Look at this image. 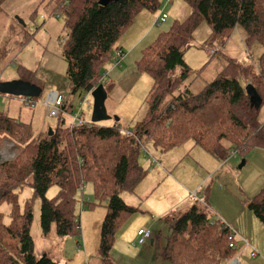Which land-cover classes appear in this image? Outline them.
Here are the masks:
<instances>
[{
  "label": "trees",
  "instance_id": "obj_1",
  "mask_svg": "<svg viewBox=\"0 0 264 264\" xmlns=\"http://www.w3.org/2000/svg\"><path fill=\"white\" fill-rule=\"evenodd\" d=\"M4 1L0 0V11ZM99 1L60 3L68 29L61 52L72 90L56 118L53 135L49 130L37 133L29 120L0 113V149L7 142H13L16 149L13 159L0 160V206H11L7 214L0 211V264H58L48 255L34 254L32 203L27 202L23 209L19 203V191L25 186H31L34 197L41 201L43 234L54 231L58 236H68L82 232L84 205L78 193L91 183L95 200L86 203L97 206L107 201L98 256L102 264H118L112 257L116 234L138 210L127 204L121 193L132 192L145 177L139 158L147 142L168 151L193 140L219 161H226L232 152L246 158L253 150L264 149V122L260 119L264 105V0H185L192 14L162 32L143 50L137 64L153 79L145 119L126 129L130 134L119 121L71 129L69 115L76 110L73 97L101 84L103 72L119 51L116 45L122 35L142 11L154 12L161 3L110 0L101 5ZM202 22L211 30L208 44L224 46L241 27L248 33V48L259 43L262 52L257 62L227 58L216 79L195 94L188 85L180 87L191 71L185 52L192 47L194 32ZM18 73L22 80L43 89L22 64ZM248 84L263 99L259 109L251 104ZM38 99L33 101L37 104ZM54 185L59 188L58 195L48 198L47 192ZM248 207L264 224V187ZM180 212L165 218L169 225L165 259L172 264H221L234 257L229 231L214 217L208 197L195 200L188 210Z\"/></svg>",
  "mask_w": 264,
  "mask_h": 264
},
{
  "label": "rangeland",
  "instance_id": "obj_2",
  "mask_svg": "<svg viewBox=\"0 0 264 264\" xmlns=\"http://www.w3.org/2000/svg\"><path fill=\"white\" fill-rule=\"evenodd\" d=\"M61 1L5 0L0 11V82L22 80L18 73L19 64H22L43 86V93L34 107L25 106L18 97L0 93V113L23 121L29 120L37 133L54 128L57 122L56 118L48 114V108L42 103L46 95L50 91H56L69 96L72 90L66 75L68 65L61 52L68 33L65 14L60 10ZM161 13H166L169 19L162 25H155ZM191 14L192 7L185 0H161L156 11H142L138 15V23H134L125 31L118 42V45L122 43L123 51L126 53L123 61L121 60V66L115 65L111 60L102 74L103 76L108 71L103 84L108 91L106 106L112 116L111 120L102 122V125H113L115 117H118L121 127L126 130L145 119L153 79L137 65L141 61L143 50L156 42L162 32L170 30L175 23L185 21ZM210 34L211 30L206 22H202L194 32L192 47L185 52V60L191 71L181 89L188 85L192 93L196 94L223 71L227 58L249 63L257 62L262 52L259 43H255L251 49L248 48L246 41L248 33L241 27L233 31L224 46L208 44ZM178 74L180 70L176 71V75ZM80 93L73 95L76 109L79 108L81 98L87 91L82 90ZM84 115L90 119L92 111L85 109ZM260 119L264 122V105L260 110ZM5 148L13 149L5 145L0 151L4 152ZM257 154L264 159V153L253 151L246 158L237 155L236 159L231 157L226 161H220L222 164L226 162V165L200 190V195L205 199L211 193L208 197L210 204L214 199L215 204L219 205V208L212 207L216 219H223L221 215L225 214L226 206L222 205V201L225 202L227 197L240 199V202H247L248 205L264 187V164L258 159ZM213 157L193 140L168 151L157 149L152 142L146 143L139 158L145 177L132 192L121 193L124 201L138 210L126 220L116 234L112 257L118 264H172L169 260H164L162 255L169 234V225L164 217L166 209L178 207L177 210L181 209V212L186 210V204L188 205L190 200L186 203L181 202L180 199L185 195L184 190L192 191L189 186L199 179L205 182L211 172L208 162ZM244 159L246 162L248 159V162L241 167ZM255 171L263 173L259 183L247 184L246 187L245 184L241 185V179L244 180ZM212 182L217 186V190L212 186ZM219 188L224 191H219ZM58 192L59 188L54 185L48 190L47 197L54 198ZM78 196L84 205L81 210V234L58 236L53 231L46 236L41 228L40 199L34 197L31 186H25L19 191L22 209L27 202L32 203L34 216L31 235L36 256L48 255L58 264H102L98 249L107 201L97 206H89L86 203L95 200L94 187L91 183H87ZM227 208L233 211L232 208ZM247 208L250 210L248 206ZM10 210L11 206L8 204L0 206V211L6 214ZM177 214L179 212L172 215ZM261 228L263 230H260L256 242L253 243L252 239L251 241L246 238L258 252L257 257L251 256L252 249L246 247L243 238L237 240L238 248L234 257L222 261L221 264H230L236 257L241 264H264V226ZM140 229L153 232V239L146 245L139 244ZM156 240L160 246L154 243Z\"/></svg>",
  "mask_w": 264,
  "mask_h": 264
},
{
  "label": "crops",
  "instance_id": "obj_3",
  "mask_svg": "<svg viewBox=\"0 0 264 264\" xmlns=\"http://www.w3.org/2000/svg\"><path fill=\"white\" fill-rule=\"evenodd\" d=\"M138 19H139V17L137 16L136 19H135V21H134L135 24L138 23ZM134 23H133V25H134ZM141 24H142V22H141ZM141 24H139V25H141ZM118 44L119 43H117V45H116L117 47H119L118 50H120V51H122L124 53V57L122 58V61H123V59L126 56V53L123 51V48L124 47H123L122 43L120 45H118ZM119 66H121V63H120ZM66 98H68V96H66ZM85 118L87 119V117H85ZM87 120H91V118L90 119H87ZM253 151H257V152L264 153V149H260V148H257V149H255ZM249 154H248V156H249ZM257 157H258V159L260 161H263V164H264V159L261 156H259L258 154H257ZM207 159L209 160V157H207ZM154 162H155V160H154ZM247 162H248V159H247ZM247 162L245 164H247ZM208 163L210 164L211 172L207 176V179L205 180V182H203L202 180L200 181V179H199L196 182H194L191 186H189V188L192 189V191L187 192V190H184L185 191V195L180 200H181V202H185V203L188 202V200H190V203L188 205L186 204V210H188L191 207V205L195 202V200H198V199L205 200V198L200 195V190L204 187L205 183L207 181H209V179L213 178L214 175H216L218 172H220V170L226 165V162L222 164L220 161L216 160V157H213L212 160L210 162H208ZM262 174L263 173L261 171H257V172L255 171L253 174L247 175L244 180L241 179V181H242L241 182V185L245 184V187L247 186V184L250 185L251 183H253L254 185H256L257 183H259L258 181H259V179H261L260 177H263ZM212 186L217 190V186L214 185L213 182H212ZM212 190H214V189H212ZM219 191H222L223 192L224 190H221L220 189ZM192 192H197V194H198V198L197 199H194L191 196ZM210 194L211 193H209L207 195V197H210ZM208 202H209V200H208ZM222 205H225L226 206V211H224V213L226 215L223 214V213L221 215V213L219 212V214L223 217V219H219V220H222L226 224L231 225L234 228V230L238 233L240 240L243 239V238L245 240H247L246 238H248L249 240L252 239L253 241L252 240L251 241L253 243L256 242L257 236L259 237L260 230L261 229L263 230V228H261V227H263L264 224H262L258 220V218L247 208V206H248L247 205V202H244V201L243 202H240V199H237V198L231 199V198H228L227 197L226 200H225V202L222 201ZM209 206L211 208L212 207L219 208V205H216L215 204L214 199H213V201H212L211 204L209 202ZM227 207L232 208L233 211L232 212L229 211V209ZM177 208L166 209V214H165L164 217L167 218L168 216H170V215H172L174 213L180 212L181 209L180 210H177ZM212 210H214V209L212 208ZM214 212H215V210H214ZM216 216H217V214H216ZM154 243H156V244L159 245V243L157 242V240L154 241ZM163 250H164V247H163ZM163 250H162V252H163ZM150 258H151V256H150ZM164 260H165V258H164ZM148 262L150 263L151 262V259H149Z\"/></svg>",
  "mask_w": 264,
  "mask_h": 264
},
{
  "label": "built area",
  "instance_id": "obj_4",
  "mask_svg": "<svg viewBox=\"0 0 264 264\" xmlns=\"http://www.w3.org/2000/svg\"><path fill=\"white\" fill-rule=\"evenodd\" d=\"M166 7H167V4L165 5V8ZM168 19H169V16L166 13H161L156 19L155 25H158V26L162 25L163 23H166ZM63 42H65V40ZM123 57H124V53L119 50L113 56L112 61L115 65L119 66ZM107 73L108 72L106 71L103 77L101 78L100 83H104V76ZM93 90L94 88L87 91V94L82 96L79 108L76 109L74 113L69 115L71 129L79 127L81 125L89 126L91 123H93L91 120H87L84 115L85 109L90 110V111H92L93 109V100H92V95H91ZM18 99L25 106L34 107L36 105V103L33 101L34 98L21 96V97H18ZM65 100H66V95L60 94L56 91H50L46 95V97L43 99L42 103L48 108L49 115L51 117L57 118L63 112V106L65 103ZM125 132L128 134L131 133L129 130H126ZM6 146L10 148L13 147V149L8 150L5 148L4 152L0 151V157L2 158L1 161H6L9 159H13L15 157L16 149L14 148V143L13 142H11L10 144L6 143ZM6 153H9V155L6 156ZM236 156H237V153L232 152L229 158L231 157L235 158ZM191 196L194 199L198 198L197 192H192ZM220 221L223 225V228L229 231V246L236 250L238 248L237 240H240L238 233L234 230V228L231 225L226 224L222 220ZM138 236H139V244L146 245L150 240L153 239V232L150 230L140 229L138 231ZM244 242H245L246 247H249L252 249L251 256L256 257L258 252L254 249V247L250 244V242H248L247 240H244ZM230 264H241V263L239 262L238 257H236L230 262Z\"/></svg>",
  "mask_w": 264,
  "mask_h": 264
},
{
  "label": "water",
  "instance_id": "obj_5",
  "mask_svg": "<svg viewBox=\"0 0 264 264\" xmlns=\"http://www.w3.org/2000/svg\"><path fill=\"white\" fill-rule=\"evenodd\" d=\"M110 0H100L99 3L101 5L108 4ZM19 21L24 24L22 20L19 19ZM246 90L248 95L250 96V101L252 106H254L256 109L261 108L263 105V99L256 90V88L248 84L246 86ZM0 93L3 95H10L15 97H31V98H39L41 97L43 93V89L33 84L29 81L25 80H11L6 82H0ZM92 99H93V109H92V117L91 121L93 123H102L105 121H109L112 119V116L109 114L106 102L108 99V91L105 88L104 84L101 83L97 87L94 88L92 91ZM120 119L118 117H115V121H119ZM49 135H53V129H49ZM2 158L0 157V160ZM246 163V160L244 159L242 161L241 167Z\"/></svg>",
  "mask_w": 264,
  "mask_h": 264
},
{
  "label": "bare ground",
  "instance_id": "obj_6",
  "mask_svg": "<svg viewBox=\"0 0 264 264\" xmlns=\"http://www.w3.org/2000/svg\"><path fill=\"white\" fill-rule=\"evenodd\" d=\"M6 155H9V153H6Z\"/></svg>",
  "mask_w": 264,
  "mask_h": 264
}]
</instances>
